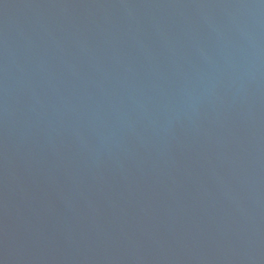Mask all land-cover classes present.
Segmentation results:
<instances>
[{
  "label": "water",
  "instance_id": "obj_1",
  "mask_svg": "<svg viewBox=\"0 0 264 264\" xmlns=\"http://www.w3.org/2000/svg\"><path fill=\"white\" fill-rule=\"evenodd\" d=\"M0 264H264V0H0Z\"/></svg>",
  "mask_w": 264,
  "mask_h": 264
}]
</instances>
